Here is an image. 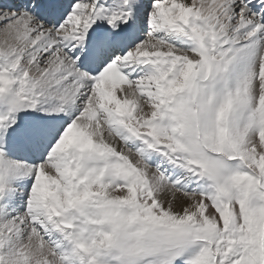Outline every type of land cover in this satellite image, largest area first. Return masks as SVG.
Returning <instances> with one entry per match:
<instances>
[{
    "label": "snow or ice",
    "instance_id": "obj_1",
    "mask_svg": "<svg viewBox=\"0 0 264 264\" xmlns=\"http://www.w3.org/2000/svg\"><path fill=\"white\" fill-rule=\"evenodd\" d=\"M0 264H264V0H0Z\"/></svg>",
    "mask_w": 264,
    "mask_h": 264
}]
</instances>
